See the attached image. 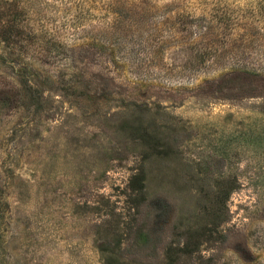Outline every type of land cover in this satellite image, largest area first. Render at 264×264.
Wrapping results in <instances>:
<instances>
[{
	"label": "rangeland",
	"instance_id": "rangeland-1",
	"mask_svg": "<svg viewBox=\"0 0 264 264\" xmlns=\"http://www.w3.org/2000/svg\"><path fill=\"white\" fill-rule=\"evenodd\" d=\"M168 253L264 264V0H0V264Z\"/></svg>",
	"mask_w": 264,
	"mask_h": 264
},
{
	"label": "trees",
	"instance_id": "trees-1",
	"mask_svg": "<svg viewBox=\"0 0 264 264\" xmlns=\"http://www.w3.org/2000/svg\"><path fill=\"white\" fill-rule=\"evenodd\" d=\"M31 88V87H30ZM35 92H38L37 90H34ZM130 191L128 193V197L130 200H134L136 206H139L141 204V200L143 199L146 191V184H145V174L144 172H138L132 175L129 185H128ZM181 255H188L193 252V249H191V246L189 243H185L183 246L179 247L178 250ZM168 257H173L171 253H168ZM177 254V253H176ZM177 263L176 257L172 258V264Z\"/></svg>",
	"mask_w": 264,
	"mask_h": 264
}]
</instances>
